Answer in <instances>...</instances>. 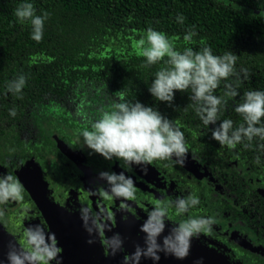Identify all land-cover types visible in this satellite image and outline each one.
I'll use <instances>...</instances> for the list:
<instances>
[{
	"label": "trees",
	"instance_id": "16d2710c",
	"mask_svg": "<svg viewBox=\"0 0 264 264\" xmlns=\"http://www.w3.org/2000/svg\"><path fill=\"white\" fill-rule=\"evenodd\" d=\"M22 2L0 0V138L8 156L25 158L49 147L44 119L62 120L80 135L123 96L158 108L184 132L188 148L215 171H225L230 157L237 156L264 181V141L255 138L248 146L245 140L234 149L219 144L211 135L215 125L205 126L197 114L189 98L191 89L177 91L171 106L155 100L149 86L168 65L164 61L147 65L135 47L153 28L170 39L178 37L174 44L179 51L211 47L215 55L236 54L239 79L222 81L215 94L222 96L226 84L238 85L239 95L228 99L221 120L231 119L239 126L243 117L234 109L243 94L264 91V0H28L37 15L49 14L40 42L31 38V24H21L14 14ZM181 14L183 23L176 19ZM193 26L197 35L188 44L184 36ZM241 69L248 70L249 78ZM19 75L27 83L14 95L7 84ZM13 108L15 117L9 114ZM226 170L230 180L237 177L228 166ZM258 205V223L264 224V199L255 200L254 207Z\"/></svg>",
	"mask_w": 264,
	"mask_h": 264
},
{
	"label": "flooded vegetation",
	"instance_id": "af4514ba",
	"mask_svg": "<svg viewBox=\"0 0 264 264\" xmlns=\"http://www.w3.org/2000/svg\"><path fill=\"white\" fill-rule=\"evenodd\" d=\"M44 120L49 147L32 156H8L0 138V176L12 174L24 188L23 201L0 204L5 213L0 219V264L8 261L10 245L26 243L24 229L34 225L54 235L61 250L59 264H135L131 256L137 245L144 246L145 233L140 229L155 202L189 195L197 196L200 204L183 216L170 207L164 235L189 215L213 217L215 223L210 235L192 239L185 259L195 262L198 257L204 264L216 254L227 264H264V224L258 223L260 205L254 207L255 200L264 199V181L252 175L243 159L230 157L227 166L237 173L233 180L227 166L215 171L193 148H188L183 167L173 159L154 161L146 171L145 166L129 168L123 160H106L92 152L62 120L56 118L57 125L51 118ZM101 171L130 176L137 188L136 200L102 195L108 185L99 178ZM116 233L123 248L113 255L104 241ZM159 255L158 261L142 256L139 264L192 263Z\"/></svg>",
	"mask_w": 264,
	"mask_h": 264
},
{
	"label": "clouds",
	"instance_id": "9594fccd",
	"mask_svg": "<svg viewBox=\"0 0 264 264\" xmlns=\"http://www.w3.org/2000/svg\"><path fill=\"white\" fill-rule=\"evenodd\" d=\"M14 14L21 24H31V38L40 42L49 14L37 15L35 6L28 0L20 3ZM176 19L179 23L184 21L182 14ZM194 27L184 36V41L188 44L193 43V37L197 35ZM177 39L179 38L170 39L164 32L148 28L135 44L138 54L145 58L147 65L161 61L168 65L155 74L149 86L148 90L155 100L171 106L177 91L187 92L191 89L189 98L194 102L197 114L205 126L215 125L211 135L219 144L234 149L245 140L249 142L248 146L255 138L264 141V91L252 90L243 94L242 103L237 104L234 109L243 117L244 122L239 126H234L231 119L221 120L222 109L227 106L228 99L239 95L238 85L234 87L230 83L226 84L222 96L216 95L215 91L222 81L233 76L239 79L240 73L236 70L237 55L231 51L215 55L211 47H203L201 51L186 47L179 51L174 44ZM240 71L245 79L249 78L247 69ZM26 83L27 78L19 75L7 84V90L14 95L20 94ZM119 101L112 106V110L102 111L89 129L80 132L84 145L106 160L114 157L123 160L129 168L132 165L145 166L146 171V166L154 161L173 159L183 167L189 150L180 127L158 108L147 106L138 100L129 102L123 96L119 97ZM9 114L15 117L16 109H10ZM256 162L259 163V157ZM98 176L108 185L102 192L106 198L136 200L137 188L133 179L125 172L101 171ZM23 192V185L12 174L0 176V204H6L10 200L23 201ZM199 204L200 200L195 195L178 196L174 201L168 202L157 200L141 225L140 230L145 233L144 246L137 245L131 260L139 264V259L143 256L158 261L161 252L178 259L185 258L192 239L199 238L202 234L210 235L215 219L189 215L164 235L169 208L174 206L176 214L183 216ZM4 215V211L0 210V219ZM24 238L26 243L22 246H9V264H51L53 260L59 264L61 250L54 235L46 234L43 227L34 225L24 229ZM104 243L113 255L123 248V239L119 233L107 238Z\"/></svg>",
	"mask_w": 264,
	"mask_h": 264
},
{
	"label": "water",
	"instance_id": "95a60500",
	"mask_svg": "<svg viewBox=\"0 0 264 264\" xmlns=\"http://www.w3.org/2000/svg\"><path fill=\"white\" fill-rule=\"evenodd\" d=\"M204 260H206V259H204ZM207 260H208V262H204V264H227V263L223 262V260L219 256H217L216 254H213V257L210 255V258H208ZM185 261H187L189 263L192 262L191 264H200L201 263V258L197 257V261H195V262H193V260L190 261L189 258L182 259L183 263ZM187 262H185V263H187ZM6 264H9V262L7 260H6Z\"/></svg>",
	"mask_w": 264,
	"mask_h": 264
}]
</instances>
